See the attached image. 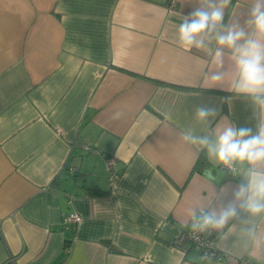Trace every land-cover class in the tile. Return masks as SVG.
Segmentation results:
<instances>
[{"label": "crops", "instance_id": "1", "mask_svg": "<svg viewBox=\"0 0 264 264\" xmlns=\"http://www.w3.org/2000/svg\"><path fill=\"white\" fill-rule=\"evenodd\" d=\"M255 2L231 0L224 23L251 34ZM201 6L0 0V264H264V244L242 247L244 228L264 237V213L240 208L248 192L237 201L241 220L214 230L220 260L173 245L193 211L219 212L250 183L247 162L230 172L182 134L214 140L224 126L255 135L264 125V108L231 91V50L222 49L221 69L215 39L181 45L179 24ZM200 105L217 115L197 120ZM70 212L81 220L64 225Z\"/></svg>", "mask_w": 264, "mask_h": 264}, {"label": "clouds", "instance_id": "2", "mask_svg": "<svg viewBox=\"0 0 264 264\" xmlns=\"http://www.w3.org/2000/svg\"><path fill=\"white\" fill-rule=\"evenodd\" d=\"M231 0H200L201 7L196 8L190 14L185 15L179 24V41L185 50L191 51L192 47L204 48L205 39H215L220 47L217 48L215 57L217 64L223 66V51L231 50L237 69V78L231 85V91L248 96L252 101L264 108V7L260 0H256L249 11V18L245 21L246 26H251L252 33H248L243 27L234 24L228 27L224 23L225 9ZM225 29L226 32H225ZM224 78V72H213L209 79L219 83ZM228 98L226 97L225 100ZM217 115V109L200 105L195 110V118L206 122L209 117ZM118 118V115L116 117ZM182 139L192 145H199L207 149L210 159L231 167L237 161L247 162L250 167L248 178L250 183L247 187L239 185L225 206L222 202L220 211L205 212L200 215L195 211L191 214V230L203 233L208 230H223L230 220H241L237 210V201L248 192L247 200L240 208L251 217L264 213V171L255 170L258 164H264V125H260L258 132L253 135L248 127L236 128L231 125L219 128L214 140L207 135H195L191 130L182 134ZM222 193H218V196ZM247 223V221H243ZM226 236L220 237L225 239ZM242 247L247 249L252 244L260 247L264 244L255 227L242 229Z\"/></svg>", "mask_w": 264, "mask_h": 264}, {"label": "built area", "instance_id": "3", "mask_svg": "<svg viewBox=\"0 0 264 264\" xmlns=\"http://www.w3.org/2000/svg\"><path fill=\"white\" fill-rule=\"evenodd\" d=\"M87 148V147H86ZM117 160L115 157L111 156L106 158L105 166L108 171L113 174V170L116 166ZM224 167L230 171L234 172L233 165L231 167L225 166ZM201 211L197 212L196 215H200ZM81 217L76 212H70L66 214L63 218V224L67 225L69 223H78L80 222ZM191 223L192 220L190 219L187 229L181 231L173 241V245L182 249L184 245H190L191 247L195 248L202 259H218L222 258V254L219 253L215 246H214V229L205 231L203 233L200 232H193L191 230ZM183 264H195L193 262L185 261Z\"/></svg>", "mask_w": 264, "mask_h": 264}, {"label": "trees", "instance_id": "4", "mask_svg": "<svg viewBox=\"0 0 264 264\" xmlns=\"http://www.w3.org/2000/svg\"><path fill=\"white\" fill-rule=\"evenodd\" d=\"M198 168L200 169V170H203V168L205 167V165H206V162H207V160H206V158L205 157H201L198 161ZM197 164V163H196Z\"/></svg>", "mask_w": 264, "mask_h": 264}, {"label": "water", "instance_id": "5", "mask_svg": "<svg viewBox=\"0 0 264 264\" xmlns=\"http://www.w3.org/2000/svg\"><path fill=\"white\" fill-rule=\"evenodd\" d=\"M206 175H207L208 177H212L210 171H207V172H206Z\"/></svg>", "mask_w": 264, "mask_h": 264}]
</instances>
